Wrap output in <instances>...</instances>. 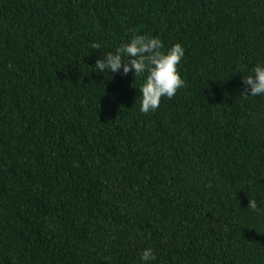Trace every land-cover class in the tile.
Wrapping results in <instances>:
<instances>
[{"label": "trees", "instance_id": "1", "mask_svg": "<svg viewBox=\"0 0 264 264\" xmlns=\"http://www.w3.org/2000/svg\"><path fill=\"white\" fill-rule=\"evenodd\" d=\"M133 33L185 50L148 113ZM261 61L264 0H0V264H264Z\"/></svg>", "mask_w": 264, "mask_h": 264}, {"label": "clouds", "instance_id": "2", "mask_svg": "<svg viewBox=\"0 0 264 264\" xmlns=\"http://www.w3.org/2000/svg\"><path fill=\"white\" fill-rule=\"evenodd\" d=\"M91 48L101 49L98 43H92ZM185 56L184 47L176 42L169 47L158 36L133 33L125 42L102 53L94 64V72L108 74H133L139 84L140 111L148 113L155 111L162 97L171 99L178 89L184 87L185 81L178 70ZM235 72L243 74L241 83L244 96H264V61L257 62L251 69L246 63L237 65ZM248 208L256 211L255 200H249ZM156 254L150 247L140 253L141 264H152Z\"/></svg>", "mask_w": 264, "mask_h": 264}]
</instances>
